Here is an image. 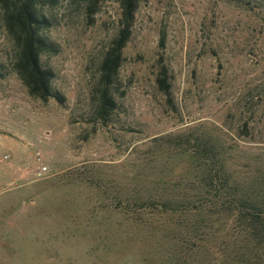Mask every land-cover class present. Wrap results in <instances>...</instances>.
I'll return each mask as SVG.
<instances>
[{
  "label": "rangeland",
  "instance_id": "1",
  "mask_svg": "<svg viewBox=\"0 0 264 264\" xmlns=\"http://www.w3.org/2000/svg\"><path fill=\"white\" fill-rule=\"evenodd\" d=\"M90 1L43 8L62 103L11 70L0 7V264H264L239 212H264V0H140L106 124L119 6Z\"/></svg>",
  "mask_w": 264,
  "mask_h": 264
},
{
  "label": "trees",
  "instance_id": "2",
  "mask_svg": "<svg viewBox=\"0 0 264 264\" xmlns=\"http://www.w3.org/2000/svg\"><path fill=\"white\" fill-rule=\"evenodd\" d=\"M99 1L101 0H91L88 3L86 6L88 16L95 11ZM116 1L119 6L117 32L111 44L103 51L99 65L98 100L95 112L104 124L117 108L110 85L118 75L122 49L130 39L140 2V0ZM58 2L59 0H0V7L3 26L13 44V54L9 62L11 70L17 74L30 96L43 101L52 97L62 103L64 95L53 84L55 72L42 61L44 54L55 52L57 48L45 33L51 20L43 12V8L54 6ZM4 70V64L0 63V78L5 75ZM156 81L163 93L169 97L171 84L164 66L160 67ZM240 204L244 206L242 202ZM156 208L162 209L164 204H157ZM250 208L254 211L240 208L239 212L249 219L251 226L260 223L264 227L263 209H257L253 205Z\"/></svg>",
  "mask_w": 264,
  "mask_h": 264
},
{
  "label": "built area",
  "instance_id": "3",
  "mask_svg": "<svg viewBox=\"0 0 264 264\" xmlns=\"http://www.w3.org/2000/svg\"><path fill=\"white\" fill-rule=\"evenodd\" d=\"M38 160L40 161V158L38 157ZM47 167L45 165H41L39 166V169L37 171V174L40 176V175H43L46 171Z\"/></svg>",
  "mask_w": 264,
  "mask_h": 264
}]
</instances>
